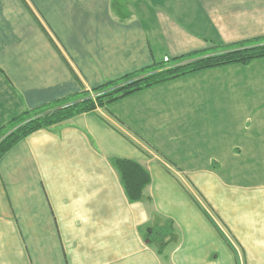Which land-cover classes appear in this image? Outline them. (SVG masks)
Segmentation results:
<instances>
[{"label": "crops", "instance_id": "0c3cea01", "mask_svg": "<svg viewBox=\"0 0 264 264\" xmlns=\"http://www.w3.org/2000/svg\"><path fill=\"white\" fill-rule=\"evenodd\" d=\"M264 37V0H0V128L189 53ZM115 157L151 175L130 201ZM174 221L158 244L148 229ZM0 264H264V57L38 129L0 158Z\"/></svg>", "mask_w": 264, "mask_h": 264}, {"label": "trees", "instance_id": "16d2710c", "mask_svg": "<svg viewBox=\"0 0 264 264\" xmlns=\"http://www.w3.org/2000/svg\"><path fill=\"white\" fill-rule=\"evenodd\" d=\"M264 57V37L238 43L217 46L208 54L189 53L167 59L162 63L126 74L94 87L91 91L54 100L50 103L27 109L0 128V158L15 144L32 132L72 118L80 113L93 111L141 90L186 76L205 69L249 64ZM113 164L119 171L130 201L144 197V188L151 182L150 173L136 160L115 157ZM175 236L174 221L166 219L162 224L148 229L146 237L158 244L162 252L166 239Z\"/></svg>", "mask_w": 264, "mask_h": 264}]
</instances>
